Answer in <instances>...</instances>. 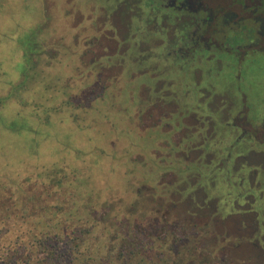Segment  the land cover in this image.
I'll use <instances>...</instances> for the list:
<instances>
[{
  "label": "flooded vegetation",
  "instance_id": "af4514ba",
  "mask_svg": "<svg viewBox=\"0 0 264 264\" xmlns=\"http://www.w3.org/2000/svg\"><path fill=\"white\" fill-rule=\"evenodd\" d=\"M39 4L23 48H39L44 122L70 107L105 125L130 198L99 219L123 218L114 242L168 264H264V0Z\"/></svg>",
  "mask_w": 264,
  "mask_h": 264
},
{
  "label": "rangeland",
  "instance_id": "374dc122",
  "mask_svg": "<svg viewBox=\"0 0 264 264\" xmlns=\"http://www.w3.org/2000/svg\"><path fill=\"white\" fill-rule=\"evenodd\" d=\"M42 20L39 0H0V191L32 196L43 214L51 208L61 220L67 213L68 223L78 229L97 227V234L103 232L109 242L123 218L99 221L103 210L111 207V214L124 216L130 198L125 202L119 189L124 181L108 155L113 148L102 135L105 125L92 121L98 117L93 112L79 111L80 122L72 120L70 107L44 122L43 74L33 63L37 58L32 57L35 68L29 70V79L20 74L27 35H39ZM257 74L254 71L251 79ZM49 100L54 102L52 94Z\"/></svg>",
  "mask_w": 264,
  "mask_h": 264
},
{
  "label": "trees",
  "instance_id": "16d2710c",
  "mask_svg": "<svg viewBox=\"0 0 264 264\" xmlns=\"http://www.w3.org/2000/svg\"><path fill=\"white\" fill-rule=\"evenodd\" d=\"M28 50L35 51L23 50L24 63L32 62ZM31 68L32 65L23 66L20 74L24 79H29ZM32 199L35 198L0 191V264L169 263L160 257H142L139 250L130 251L114 239L108 242L103 232L97 234V227L78 229L67 222V213H62L61 220L51 208L43 214L39 201Z\"/></svg>",
  "mask_w": 264,
  "mask_h": 264
}]
</instances>
